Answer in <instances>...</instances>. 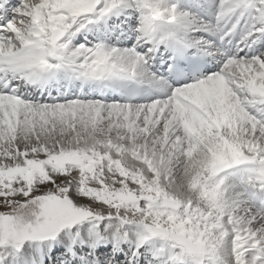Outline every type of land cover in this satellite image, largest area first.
I'll list each match as a JSON object with an SVG mask.
<instances>
[{
  "label": "snow or ice",
  "instance_id": "6c2138e0",
  "mask_svg": "<svg viewBox=\"0 0 264 264\" xmlns=\"http://www.w3.org/2000/svg\"><path fill=\"white\" fill-rule=\"evenodd\" d=\"M0 264H264V0H0Z\"/></svg>",
  "mask_w": 264,
  "mask_h": 264
}]
</instances>
